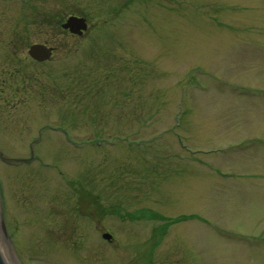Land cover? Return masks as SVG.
Instances as JSON below:
<instances>
[{"label": "rangeland", "instance_id": "1", "mask_svg": "<svg viewBox=\"0 0 264 264\" xmlns=\"http://www.w3.org/2000/svg\"><path fill=\"white\" fill-rule=\"evenodd\" d=\"M28 1L0 3L6 264H264V0Z\"/></svg>", "mask_w": 264, "mask_h": 264}, {"label": "water", "instance_id": "2", "mask_svg": "<svg viewBox=\"0 0 264 264\" xmlns=\"http://www.w3.org/2000/svg\"><path fill=\"white\" fill-rule=\"evenodd\" d=\"M64 30H69L73 35L82 36L87 31L88 25L85 19H78L75 17L70 18L67 23L63 25ZM29 57L38 62L46 63L52 60L53 49L48 48L45 45L36 44L30 47L28 51ZM5 160V159H4ZM1 234L4 240L8 243L9 237L7 233V227L5 223L1 224ZM104 239L110 241L112 236L109 234L104 235ZM0 264H6L5 259L0 250Z\"/></svg>", "mask_w": 264, "mask_h": 264}, {"label": "flooded vegetation", "instance_id": "3", "mask_svg": "<svg viewBox=\"0 0 264 264\" xmlns=\"http://www.w3.org/2000/svg\"><path fill=\"white\" fill-rule=\"evenodd\" d=\"M28 0H0V3L1 4H13V3H16V4H18L19 5V8L21 9V8H23V7H25V8H29L30 6H27V5H29L28 4ZM32 8V7H31ZM72 17H75V18H78V19H85L86 20V22H87V25H88V29H87V31L82 35V36H77V35H73L69 30H64L63 29V25L65 24V23H67V21L70 19V18H72ZM60 30H61V33H63V34H65V35H68L69 37H71V38H79V39H88L90 36H88V33L90 32V30H91V23H90V19H89V17H88V15H82V14H78V13H73V14H71L70 16H68L63 22H61L60 24ZM40 44H43V45H46L48 48H51V49H53V57H54V54H55V48L54 47H50L49 45H47L46 43H40ZM2 223H5L6 224V222H5V219H4V217H3V214H2V216H0V229H1V224ZM112 241L113 240H111L109 243H111L112 244Z\"/></svg>", "mask_w": 264, "mask_h": 264}]
</instances>
